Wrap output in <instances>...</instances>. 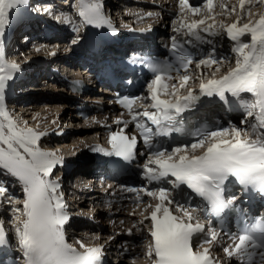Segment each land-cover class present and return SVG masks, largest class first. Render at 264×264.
Returning <instances> with one entry per match:
<instances>
[{
	"label": "snow or ice",
	"instance_id": "obj_1",
	"mask_svg": "<svg viewBox=\"0 0 264 264\" xmlns=\"http://www.w3.org/2000/svg\"><path fill=\"white\" fill-rule=\"evenodd\" d=\"M180 5L182 9L187 8L193 13L199 11L190 7L186 0H180ZM206 7L211 12L213 0H206ZM221 8H224L223 4ZM243 8L244 0H241V9ZM22 9L33 14L41 12L40 5L30 6V0H0V177L11 178L23 193L22 200L9 194L7 181L0 179V206L13 201L23 205L22 209H11L13 219L18 221L14 231L23 264H100V247L80 252L65 240V225L69 221L67 205L60 192L59 181L51 178L54 168L64 161L55 152L42 150L38 146L37 142L46 133L18 127L4 106L7 82L13 79V73L19 71V66L5 60L3 37L13 13L19 14ZM43 13L50 14L49 9L45 7ZM77 15L83 25L93 28L108 27L115 32L104 14L100 0H78ZM68 22L70 21L65 18V23ZM203 23V20H199L187 25L188 34L200 40L198 33L193 30ZM239 24L238 20L226 29L228 37L236 42L233 48L237 56L235 68L220 79L209 78L205 82L201 78L199 95L191 90L184 96L175 91L168 93L167 85L162 83V79L172 66L157 62L146 63L154 73V79L148 83L147 89L152 100L151 107L156 112L137 113L147 116L151 124L155 125L153 129L143 123L136 124L144 145L149 150L141 174L150 184L156 182L171 185V189H142L146 195L158 201L150 213L151 241L147 255L152 258L154 254L153 264H211L210 250L203 246L217 241L223 230L211 226L205 229L201 217L193 213L220 218L228 211H238L236 201L239 198L236 195H226L231 185H238L245 196L256 193L264 197V131H258L264 129V15L255 23L238 26ZM75 30L78 32L79 28L76 27ZM246 34H250V43L240 39ZM172 39L171 50L176 61L187 71L193 59L179 47L175 37ZM78 41L79 37H74L72 43ZM216 62L211 59L200 60L196 66L199 68L202 64ZM132 63L136 61L133 60ZM188 80L189 76L183 75L180 87L183 88ZM241 93H250L254 97L251 104L241 102L246 113L243 122H247V117L255 115L256 123L249 124L250 131L242 132L233 127L232 139H224L227 129H198L193 133L198 139L190 147L193 150L203 148L201 155H190L185 151L188 145L183 148L177 146L171 151L156 148V138L184 133L183 114L192 111L201 97H217L221 102L229 103L226 94L239 99ZM162 94L174 99H160ZM135 99L137 98L123 97L120 100L124 107L129 108L130 114V106ZM133 119L135 120V115ZM253 135L255 139L251 138ZM108 143L111 151L102 148H95L93 151L105 156H115L125 164H131L136 159V137H127L123 134V129L112 133ZM193 193L201 199L203 206L182 202L190 200ZM206 232L209 235H204ZM226 235L235 242L231 250L224 249L228 256L235 254L240 257L242 264H255L256 253L250 252V248L259 249L260 264H264V218L246 224L239 233ZM197 239L202 250H196ZM6 243L3 221L0 220V245ZM80 247L83 248L84 245L80 243Z\"/></svg>",
	"mask_w": 264,
	"mask_h": 264
},
{
	"label": "rangeland",
	"instance_id": "obj_2",
	"mask_svg": "<svg viewBox=\"0 0 264 264\" xmlns=\"http://www.w3.org/2000/svg\"><path fill=\"white\" fill-rule=\"evenodd\" d=\"M113 1H114V4H117V3L119 4L118 5L119 6L118 10H112L111 9L112 7H110V6L106 7V5L109 2V0L108 1L107 0H100V2L103 4V6L106 9L112 10L114 12L115 15L113 14L114 16L111 19L115 20V18H116V20H117L119 25H121V23H119V21H121V22L126 24V22L127 23L129 22L128 19H131L133 21H137V20L140 21V19H141L140 16H144L145 17V15L141 14V12L135 13L133 11L135 9L136 5H139V7L141 8V5L139 4L140 2L139 3L136 2L137 0H132V1L128 2L125 5L122 4L121 2H119V0H113ZM220 1H222V3L220 5L223 4L224 8L226 10H224V8H223L222 9L223 12L221 11L222 13L220 12L217 15H216V10L218 8L216 6V2H213L214 5H213V8H212L211 12H209L208 8L205 7L206 6V3H205L203 5L198 6L197 9L199 11L196 12V15L195 14H191V16H190V12L189 11H184V12L182 11V12L174 14L173 17H170V16L166 17V18L164 17V19L167 22V24L164 25V29H160L159 28L161 25L163 26L162 22L159 19H157V20L155 19L154 21H152V23L151 22L149 23V20H146V21L141 23L142 25L145 24L147 26H150L151 24H157L159 30L164 31V33H165V31L168 32V33H165V34H171V32L169 30H172V29L174 30L175 29V28H171V27H174L175 25H177V26L180 25V22H181V24L183 23L182 20H179V19H185L186 18L185 20L188 21L191 24L196 22V21L203 20L204 23L201 24V25L203 27H206L207 31H205V29L202 30V31H198L197 28H196V33H198V35L200 37H202V38H204V36H206V35H209V33H212L215 36L216 40H219V43L222 40L223 48H224L222 50L224 52L226 51V52H228L230 54L228 59H224V55H223L224 53H220V54H216V53H213V52H209L208 53L209 56H207V57H210L209 59L217 61V62L216 63H210L207 66V71H208L209 74H207V73L205 74L206 71L205 70L203 71L201 78H203V80L205 82L209 78H214V79L219 78L222 74H224L226 72H229L230 70H232L233 67L235 68V66H236L237 56H236L235 52L233 51V48L236 45L234 44L235 41H233L234 43H231L230 39L225 36V31H226L227 27L232 25L233 23H237L238 20L240 21V24L238 26L242 25L243 23H249V22L255 23L256 20H259L260 17L262 15H264V0H244V8L243 9H241V0H220ZM74 7L75 8L77 7V9H78V5H77L76 1L72 2L70 7L69 6L66 7V9H65L66 10L65 11L66 15L67 16L71 15V17L72 16L73 17H72V20L70 21L71 23H66V24H63V25L71 26V25H75L76 21H80L79 17H78V19H76L75 13L77 14L78 10L74 11V9H75ZM116 7L117 6H115V8ZM144 9H148V11L151 10L150 8H144ZM233 9H234V11H233ZM152 10H154L156 12L155 9H152ZM129 11L132 12L134 14V16L135 15H140V16H136L134 18L125 17L126 13H127L126 15H128V16L130 15ZM117 12H118V15H116ZM109 14L112 16L111 13H109ZM150 14H151V12H148L147 16L148 17H153ZM212 15H213V17H212ZM15 17H14V19H16ZM165 20L163 21L164 23H165ZM185 23L182 26H184ZM221 23H222V25L220 26ZM157 26H155V27H157ZM209 26H211V27H209ZM69 31H70V28H68V35H69V37H71L73 34H71V31L70 32ZM60 34H63V38L61 39V41L62 40L63 41L61 42V44H60V42L57 43V44H54L55 43L54 41H58V39L54 40L56 36L50 41L49 44H52V45H50V47L52 49H54L53 51L51 50L52 52H54V53L57 52V53H61L62 54L63 50H61V49H65V48H63L64 47L63 45L65 44V42H66V44L68 43V40L67 41L65 40L66 37H68V35H66V30H64L63 28L61 30V33H58L57 37ZM244 37H247V35H245ZM244 41L251 42V39L250 38H246V39H244ZM216 45L218 46V44H216ZM26 48L28 49V47H26ZM70 51H72V50H70ZM35 53H38V52H35ZM40 54H38V55H40ZM48 56H51L50 53L46 55L47 58H49ZM44 57L45 56H43V58ZM33 59H34V57H33ZM36 65H38V64L36 63L34 66H36ZM192 72H193V70H191L190 72L187 73L188 76L190 75L189 76V80L187 81V83L182 88V90H181L182 92H184L185 90H187V89H189L191 87L193 88V90L196 89V88H199V84L201 82V78L199 79V77H198L199 73L197 74L195 72H193V73ZM24 85L23 84L20 85L19 89L22 91L25 88H29V90H30L29 92L32 93L31 97H36V96L45 97L46 95L51 97V96L59 95V93H57V91H52L51 89H49L50 86L45 85V83L43 81V78H39V79H36V80H30V81H28L26 83V86H24ZM25 94H27V93H25ZM23 99H26V96ZM22 102L23 103H19L18 106L22 105V104L23 105L25 104V101H22ZM16 103L17 102H15L14 104H16ZM32 105H34V106L31 107V106L24 105L25 107L22 108L21 111H24L25 114H23L22 116L18 115V117L22 120V122H28V125L33 127V128L36 127V126H40L38 128V130L50 131V128L52 126L58 124L57 120H59V117L61 118V120H59L60 124H62V127H64V129H67L69 124L72 125L71 127H73V125L75 126L76 124L78 125V123H77L78 120L75 119L72 116V111L68 107H66L67 105L63 106V105H53V104H44V103L41 104L40 102L39 103H33ZM10 111L15 112L14 115L17 118V112L13 111V109L12 110L10 109ZM18 114H20V113H18ZM19 118H17V119H19ZM45 119L47 120L46 123H45V121H46ZM24 125H26V123H24ZM64 125L67 126V127H65ZM68 130L70 132H72V133L70 135L71 137L69 136V138H68L69 140L65 139L64 140L65 143L63 142L64 145H66V147H64V149H63L65 151L64 153H66V154L71 153V152L81 153L87 147L91 146V145H84V143H83L84 139L78 140L76 142L73 139L74 137H80L81 138V136L85 135V133L81 134V135H77V134H75L77 128L70 129V126H69ZM244 131H250V129L249 128H247V130L246 129H242V132H244ZM86 133L87 134H86L85 138L91 136L92 134H96L98 132L97 131H91V132H86ZM224 136H226V134ZM251 138L254 139L255 137L254 138L251 137ZM245 139H248V137H245ZM44 142H45V144L48 143L47 140H44ZM55 142H57V141H55ZM72 162H73V160H72ZM16 188L17 187H14V189H16ZM79 208H87V206H86V204L84 205V203H82V205ZM5 210L6 211H10V209L7 208V207L5 208Z\"/></svg>",
	"mask_w": 264,
	"mask_h": 264
},
{
	"label": "bare ground",
	"instance_id": "obj_3",
	"mask_svg": "<svg viewBox=\"0 0 264 264\" xmlns=\"http://www.w3.org/2000/svg\"><path fill=\"white\" fill-rule=\"evenodd\" d=\"M55 1V2H54ZM76 1V3H77V5H78V0H30V6H32V5H40V7L41 8H45V7H47L48 9H49V13L50 14H47L48 16H49V18L51 19V20H49V21H52V22H50L51 24L53 23V21H54V28H57V26L58 27H60V24H66L65 23V18H67L69 21H71L72 20V17L71 16H67L66 15V7L67 6H69L70 7V5L72 4V2H75ZM108 1V0H107ZM130 1H132V0H119V2H121L122 4H127L128 2H130ZM139 4L141 5V8H150L151 10L152 9H155L156 10V20L157 19H159L162 15H163V18L165 17H169L170 15H174V14H176V13H179V12H184V11H188V9L187 8H184V9H182L181 8V5H180V0H175V2H174V0H151L150 2H152L153 4H150V2H147V3H149V4H145L144 2H143V0H139ZM213 2H216V6H217V10H216V15L218 14V13H220L221 11L223 12V8H221V3H222V1H220V0H213ZM186 3L190 6V7H195V8H198V6H200L199 4L201 3V0H186ZM117 6L116 8H115V6ZM119 4L117 3V4H114V1L113 0H109V2L107 3V5H106V7L107 6H110V7H112L111 9L112 10H118L119 8V6H118ZM214 5V4H213ZM139 6V5H138ZM206 7V6H205ZM75 8V7H74ZM78 9H77V7L74 9V11H77ZM224 10H226L225 8H224ZM190 12V11H189ZM221 12V13H222ZM24 13H27L26 12V10H21V13H19V14H17V13H13V15H12V19H11V23H10V25H12V24H14V26H16V24H15V22L17 21V22H19V20H15L14 19V17L17 19V18H19V16H22V15H24ZM173 13V14H172ZM127 14V13H126ZM125 14V17H134V14L132 13V12H130L129 11V16L128 15H126ZM191 14H195L196 15V13H193V12H190V16H191ZM116 15H118V12H117V14ZM212 17H213V15H212ZM186 19V18H185ZM185 19H179V20H182V24H181V22H180V25H175V26H177L178 28H180V27H183L182 25L186 22V23H188V25H190L191 23H189L188 21H186ZM115 20H116V18H115ZM165 20V19H164ZM257 21V20H256ZM68 23H71V22H68ZM119 23H123V22H121V21H119ZM185 23V24H186ZM57 26H56V25ZM123 24H125V23H123ZM122 24V25H123ZM222 25V23L220 24V26ZM174 26V27H175ZM17 27V26H16ZM50 29V30H55V29ZM177 28V29H178ZM59 30H61L60 28H58ZM204 29H206V27H203L201 24H199V25H197V30L198 31H202V30H204ZM18 30V29H17ZM178 30H180V29H178ZM193 31H195L196 32V29H194ZM52 32V31H51ZM160 33H161V36L162 37H164V38H166L165 36H168V35H170V34H165V33H168V32H166L165 31V33H164V31H162V30H160L159 31ZM180 32V31H179ZM50 33V32H49ZM58 33H61V31L60 32H58ZM58 33H57V35H58ZM181 33H182V31H181ZM56 36V35H55ZM54 36V37H55ZM54 37H49L48 39H45V40H43L42 41V39H40V37H39V40H38V42H37V44H35L34 42V44L36 45V47H39L38 49H39V51H37V49H35L34 50V52H38V53H41V55H43V56H46L47 54H49L50 53V55L51 56H48L50 59H51V64H49V65H47L46 67H51V69H53V70H56V71H65V72H68V71H70V68L71 67H73V66H75V62H73V61H70L71 60V58H70V56L71 55H65V57L64 58H62L61 56L59 57L57 54H56V52L54 53V52H52L54 49H52L51 47H50V45H52V44H49L50 43V41L54 38ZM63 38V34H60L58 37L56 36L55 37V39L54 40H57L58 39V41H54L55 43L54 44H57V43H59L60 42V44H61V39ZM214 42V43H213ZM40 43L42 44V45H40ZM81 43V41L79 42L78 41V44H80ZM193 43H195V45L196 46H198L199 47V53L201 54V56L203 55V59H204V57H207V56H209V52H213V53H216V54H220V53H224L223 55H224V59H228V57L230 56V54L228 53V52H224L222 49H224L223 48V42H222V40L220 41V43H219V40H216V38H215V36L213 35V34H209V35H206V36H204V38H202V37H200V40H196V39H194V42ZM216 44H218V46L216 45ZM34 45V46H35ZM40 46H41V48L42 49H40ZM52 50V51H51ZM73 51V50H72ZM71 51V53H69V54H73L74 52H72ZM51 53H54V55L53 54H51ZM29 54V53H28ZM19 56V55H18ZM17 56V57H18ZM57 56V57H56ZM201 56H199L200 58H202ZM19 59H21L20 58V56H19ZM207 59V58H206ZM205 60V59H204ZM208 60H210L209 58H208ZM34 61V63L36 64H38V63H40V59H34L33 60ZM44 61V60H43ZM45 62H47V61H45ZM63 63H67V64H63ZM29 63H25V65H28ZM48 64V63H47ZM64 65V66H63ZM77 65V64H76ZM35 68V66L34 65H28L27 67H26V69H30L31 71H32V69L33 68ZM189 68L187 67V71H185V75H187V73L189 72V70H188ZM206 71L205 72V74L207 73V74H209L208 73V71H207V66L205 67V66H200L198 69H197V72H199V71H201V73H200V75L198 76L199 77V79L202 77V73H203V71ZM56 74H54V76H55ZM40 76V75H39ZM53 76V75H52ZM63 79L64 78H62V75L61 76H59L58 77V79H57V83H61V84H63ZM36 80V79H35ZM49 81L50 80H48V81H46V83H45V85H48V86H50V84H52V83H49ZM55 86H57L56 87V89L55 90H53V89H51V86H50V88L49 89H51L52 91H57V93H59V95H56V96H45V97H39V96H36V97H26V99H19V100H17V103L16 104H19V103H23L22 101H25V104L24 105H26V106H31V107H33L34 105H32L33 103H41V104H53V105H63V106H66V105H68L69 103H70V99L69 98H67L66 97V93L63 91V90H60L59 89V87L60 86H62V85H59V84H54ZM191 87V86H190ZM26 89H24L23 91H25ZM189 90H193V88L191 87V88H189V89H187V90H185L184 92H189ZM50 95V94H49ZM39 97V98H38ZM68 100V101H67ZM23 104L22 105H19V106H24ZM25 107V106H24ZM29 109V108H28ZM59 109V108H58ZM24 110V109H23ZM213 113H218L219 112V110H214V111H212ZM25 114V113H24ZM23 114H21V116H22ZM72 116L74 117V115H73V112H72ZM22 118V117H21ZM75 118V117H74ZM251 118V117H250ZM47 119V118H46ZM45 119V120H46ZM76 119V118H75ZM244 119V118H243ZM17 120H19V119H17ZM59 120H61V118L59 117ZM59 120H57V123H59L60 124V121ZM65 121V120H64ZM47 122V120L45 121V123ZM67 122V121H66ZM17 124H20V123H18V122H16ZM77 123H78V125L76 124L75 126L73 125V128L75 129V128H77V130H76V132H75V134H77V135H81V134H84L85 133V135H83V136H81V138L80 137H74L73 139L75 140V142L76 141H78V140H81V139H84L83 141V143H84V145H91L92 143H93V140H95L96 139V136L99 134V132L101 131L100 129H98L99 127H95V126H92L90 123H82V124H79L80 122H79V120L77 121ZM24 124V123H23ZM71 125V124H70ZM69 126V125H68ZM242 126H244V127H242L243 129H246L247 130V128H249V125H245L244 123H242ZM91 131H97L98 133H96L95 134V138H93L94 137V134H92L91 136H89V137H87V138H85V136H86V132H91ZM242 131V130H241ZM45 132H47V131H45ZM67 140H69L68 138H66ZM45 140H47L48 141V139H45ZM64 141H61V142H59V147H61L62 149H64V147H66V145H64V143H63ZM54 143H57V142H54ZM85 151V152H84ZM83 152H81V153H78V152H71V153H68L67 154V157L70 159V162H72V160H73V162H74V164L76 165H78L79 166V168L81 167V169H80V171L83 169V171L85 172L86 171V167H88V164H89V161L91 160L90 159V157H88V156H86L85 154H87V152H86V149L84 150ZM80 181V179H77L76 180V182L75 183H77L76 185H78V186H80V183H78ZM81 182H83V181H81ZM84 183V182H83ZM79 195L81 194L80 192L78 193ZM88 199H86L85 197L84 198H82V199H79V200H76V199H72V202L76 205V206H81L82 205V203H84V205L86 204V206L88 207L89 205H90V203H87L88 201H87ZM78 203H79V205H78ZM94 204V203H93ZM97 204V201H95V205ZM96 213V215H97V217L99 218V219H101V218H103L105 215H104V213L103 212H100V210H99V208H96L95 210L94 209H92V211H91V213ZM81 215V214H80ZM126 218H128V219H130L129 221H131V219H134L131 215H128V214H124V213H119V214H116V215H113L110 219H114L115 220V222H114V224L113 225H107V226H104L103 227V229H101L100 231L99 230H97V225H94L93 227H89V228H86L85 227V229L86 230H90V232H92V233H98V232H101L102 233V235H106V236H113V234L116 232V231H121V229H120V225L118 224L121 220H123V219H126ZM11 225V224H10ZM12 226V225H11ZM14 232V231H13ZM97 235V234H96ZM87 237V236H86ZM103 238H107V237H103ZM125 239H128V237H124V238H122V239H119V238H116V239H114L113 241H111V242H109L108 244H107V242L106 243H104V244H102L103 245V250H105L106 252H108L109 253V255H110V257H111V263L112 264H140L141 262L140 261H138V262H136L135 260H130L131 262H129V260L126 258L129 254H132V255H135L136 253H138V251L140 250H138V246H137V244L135 245V250L133 251V252H131V247L132 246H130V247H128V246H125V247H120L119 245L121 244V242L122 241H124ZM145 239H147V235H145ZM84 240V239H83ZM117 242V243H116ZM131 252V253H130ZM122 253L123 254H125L124 256H122ZM118 256V257H117ZM116 257L118 258V262L116 261Z\"/></svg>",
	"mask_w": 264,
	"mask_h": 264
}]
</instances>
